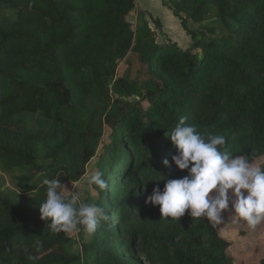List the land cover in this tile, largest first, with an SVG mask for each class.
<instances>
[{"label": "trees", "instance_id": "obj_1", "mask_svg": "<svg viewBox=\"0 0 264 264\" xmlns=\"http://www.w3.org/2000/svg\"><path fill=\"white\" fill-rule=\"evenodd\" d=\"M0 9L12 12L0 20V165L24 173L17 199L0 186V264H246L206 220L187 212L164 219L150 204L141 223L131 215L141 212L138 199L163 189L162 176L187 175L163 165L177 152L166 133L181 117L205 138L224 136L234 156H264V0H173L169 9L193 41L187 50L156 42L146 22L134 29L126 17L135 0H0ZM210 17L221 30L214 39L187 26ZM129 52L146 66L141 93L116 76ZM136 94V103L119 98ZM99 142V173L104 179V164L123 160L124 189L108 204L97 189L93 204L107 219L88 241L78 231L76 253L41 219L42 181L81 179ZM115 210L121 221L111 222Z\"/></svg>", "mask_w": 264, "mask_h": 264}, {"label": "clouds", "instance_id": "obj_2", "mask_svg": "<svg viewBox=\"0 0 264 264\" xmlns=\"http://www.w3.org/2000/svg\"><path fill=\"white\" fill-rule=\"evenodd\" d=\"M177 152L171 163L163 165L171 171L173 165L187 175L179 179L163 177L164 187L153 188L145 204L159 206L161 218L178 219L187 212L192 220L203 219L212 226L225 223L222 213L231 211L233 220L244 223L249 229L264 223V166L246 155L234 156L227 150L228 141L222 135L205 138L194 125L181 117L175 127L166 133ZM45 199L39 204L41 219L56 233L79 231L92 235L100 222L107 219L103 208L82 202L78 193L65 199L69 191L60 179H44ZM86 183L104 191L108 183L103 174L96 172ZM30 261L38 259L29 255Z\"/></svg>", "mask_w": 264, "mask_h": 264}, {"label": "rangeland", "instance_id": "obj_3", "mask_svg": "<svg viewBox=\"0 0 264 264\" xmlns=\"http://www.w3.org/2000/svg\"><path fill=\"white\" fill-rule=\"evenodd\" d=\"M177 1V0H175ZM161 2V3H160ZM162 5H167L169 7L173 4V0H135V9L126 17V20L133 26L134 29L141 26L143 22H146L149 28L155 33L156 42L158 41L159 44H175L179 45L178 48L181 50H187L192 46V39L186 33L191 40V42L185 43L183 41L178 40L177 42H172L169 36L163 30L162 22L164 26H175V23L172 21L173 15L170 9H165V11L171 12V15L165 14L163 10H161ZM185 18V15H181ZM12 17V12L7 10L0 9V20H8ZM162 21V22H161ZM180 22V20H179ZM215 19L210 17L204 23L198 24L193 22H187V26L189 29L194 30L197 34H201V37L206 39H214L219 35V28H215L216 25H213ZM212 26L215 28L214 31H209L208 29H204L202 26ZM181 26V23H179ZM181 30L184 32L182 26L180 27ZM208 39V40H209ZM189 40V41H190ZM116 76L117 77H124L125 80L134 84L136 88H138L139 93L145 90L146 87V66L144 63L140 62L137 55L133 52H129L123 60H119L117 62L116 67ZM112 91V86L110 87ZM119 96V95H118ZM117 97L115 93L112 91V98L114 99ZM123 101H127L130 103H136L140 100V94L134 95L131 97L119 96ZM109 131L104 130V136L100 140L102 143L110 142L109 138ZM98 144L96 149L95 156L90 160L85 167V174L76 182L69 181L65 182V186L68 188L69 191L72 193L65 192L63 193L65 199L70 198L73 193H78L81 197L82 202L87 203H94L99 198V191L95 188V186H89L86 183L87 177L91 174L99 172L100 168V155L101 153V145ZM263 160L257 161L261 165ZM123 160L118 162L117 160L112 163L111 160H108L104 164V179L108 183V188L106 189V203L108 204L110 201L114 200L115 196L121 193L124 189V180L123 174L119 172L121 168ZM24 173L21 170L14 169L5 171L2 169L0 165V186L2 191L12 197L13 199H17L20 195H22V190L19 185V178ZM140 198V197H139ZM121 200H124L122 198ZM139 207L138 210H141L140 213H136L132 211L133 218L136 222L133 224L137 225V222L141 223L142 221L146 220L151 215V209H146V204L143 202L142 199H138ZM141 202V204H140ZM143 202V203H142ZM231 211L224 212L222 215L224 217L225 223L221 225H217L216 228L218 233L221 237L226 239L227 241H231L232 245L230 247V251L235 258L236 263H246V264H256L261 259H264V223L258 225L255 230L249 229L244 223L239 222L237 220H233L231 217ZM122 212L114 211V214H110V220L112 221H121ZM114 223V222H113ZM142 224H146L142 223ZM243 231H248V235L242 237L240 233ZM85 233V241L89 240V234ZM247 234V233H246ZM67 237L71 239V243L73 244L72 250L76 253L81 252L80 247V239L78 237V231H73L70 233H65ZM134 259L138 258V261L143 262V256L135 255L133 256ZM143 264V263H142ZM148 264V263H144Z\"/></svg>", "mask_w": 264, "mask_h": 264}, {"label": "crops", "instance_id": "obj_4", "mask_svg": "<svg viewBox=\"0 0 264 264\" xmlns=\"http://www.w3.org/2000/svg\"><path fill=\"white\" fill-rule=\"evenodd\" d=\"M160 6H161V10H163L165 12V14L171 15V12L166 13L167 11H165V9H169V7H167V5L165 6L163 4L162 5L160 4ZM172 21L175 23V26H173V25H172V27L168 26V28H167V26H164L163 22L161 21L162 26H163V30L165 31V33L169 36V38L172 40V42H177V44H178L179 43L178 40H179V41H183V42L189 44L191 42V40L188 36H186L185 31L183 32L181 30V28H180L181 26H179V23H180L179 19L176 17H174V18L172 17Z\"/></svg>", "mask_w": 264, "mask_h": 264}]
</instances>
